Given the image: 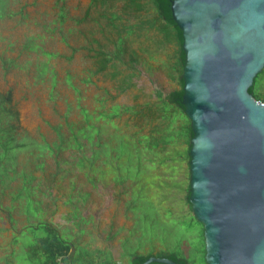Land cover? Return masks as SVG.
I'll use <instances>...</instances> for the list:
<instances>
[{
    "label": "rangeland",
    "instance_id": "374dc122",
    "mask_svg": "<svg viewBox=\"0 0 264 264\" xmlns=\"http://www.w3.org/2000/svg\"><path fill=\"white\" fill-rule=\"evenodd\" d=\"M89 1L0 0V93L11 89V104L18 112L16 137L23 134L42 144L43 138L54 140L57 132L69 138L70 128L85 126L92 141L82 139L83 150L98 155L89 181L76 166L71 170V159L56 169L42 151L44 169L31 170L34 179L14 199L11 194L23 184L20 169L24 164L28 169L27 160H40L36 145L15 153L16 165H10L9 176L0 179V264H42L45 257L34 250L35 238L52 231L67 234L76 245L74 254L87 252L96 261L101 256L109 260V253L114 264H128L133 252L173 250L194 258L200 245V226L188 227L192 214L185 202L188 159L177 154L186 145H168L160 152L141 150L132 138L138 126L129 113L111 119L101 115L112 106L138 109L155 99L154 90L165 95L176 89L175 79L160 63L173 48L167 45L153 52L156 36L151 33L135 41L137 61L126 70L133 72L134 86L116 94L110 75L90 73L94 58L88 48H99L102 38L97 33L93 38L100 43H88L93 23L75 21L83 17ZM60 7L65 13L61 20ZM2 58L13 60L6 73ZM116 67L125 69L119 63ZM255 90L264 96V71ZM71 153L69 149L66 156ZM114 153L119 154L116 171L106 160Z\"/></svg>",
    "mask_w": 264,
    "mask_h": 264
},
{
    "label": "water",
    "instance_id": "95a60500",
    "mask_svg": "<svg viewBox=\"0 0 264 264\" xmlns=\"http://www.w3.org/2000/svg\"><path fill=\"white\" fill-rule=\"evenodd\" d=\"M180 41L190 120L186 202L203 226L206 264H264V0H156ZM132 264H185L173 255Z\"/></svg>",
    "mask_w": 264,
    "mask_h": 264
},
{
    "label": "trees",
    "instance_id": "16d2710c",
    "mask_svg": "<svg viewBox=\"0 0 264 264\" xmlns=\"http://www.w3.org/2000/svg\"><path fill=\"white\" fill-rule=\"evenodd\" d=\"M59 10V18L61 20L65 16V13L62 7H60ZM75 21L77 23L87 21L93 23L92 30L88 32V43L91 44V42L93 43L94 41L100 43L97 38L93 37L97 33L101 35L102 43L99 44V48H88L89 51L93 52L92 55L94 58V69L91 70L90 73L93 75L100 74L107 78L108 75H110L111 78L114 79L116 94H121L134 86L132 82L133 72L126 70L131 67L133 68L132 65L137 61V53L133 48L135 41L141 38L146 39L148 34L151 33L156 36V39H153L155 50L153 52H157V50L167 45L172 46L173 53L168 54L167 58L160 61V63L165 67L169 78L175 79L177 83L176 89L165 95L160 90H154L155 99L143 103L138 109H135V105H126L122 108L119 106H112L109 112L101 113V115L111 119L112 117H120L123 113H129L130 118L133 119V125L138 126V129L133 132L132 138L141 150L160 152L168 145L184 143L186 147L177 152V154H179V157L188 159L187 151L190 141V120L175 103L169 104L167 102L172 101V92L179 93L182 90L180 82L182 63L179 59V53L181 51L180 41L178 40L177 31L173 27V24L162 19L158 2L156 0H90L83 17L75 19ZM45 53L51 56H57L55 53ZM12 62V59H1L4 73L8 71ZM117 63L125 66L123 72L117 70ZM109 68L114 69V71L108 72ZM263 71L264 68L260 73L256 74L250 90V94L256 100L262 102H264V96L257 93L255 89L256 80ZM53 78L54 76H52V79ZM11 95V89L7 90L4 94L0 93V179L9 176L7 170L10 169L8 168L10 165L12 167L16 165L14 155L17 151L36 145L35 147L39 151L37 159H40L37 162L26 161L28 169H25L24 164L19 171V175L23 182L22 188L18 190L15 195L11 194V197L17 199L21 196L22 191L28 189L29 183L34 179L31 170L44 169L45 163L41 157L43 154L42 151H45L46 155L53 159L56 169H60L61 162H67L68 159H71L69 163L71 170L73 166H76L79 170L83 171L87 180L92 181L90 177L92 167L98 155L95 152L86 154V151L83 150L84 144L82 139L92 141L91 136L86 132V127L79 126L70 128L71 137L69 138L57 132L54 140L49 142L43 138L42 144H36L31 140H27L23 134L21 138L18 139L16 137L18 134L17 129L19 128L18 112L14 105L11 104ZM88 125L89 124L86 123V126ZM80 136H82V138H79ZM94 137L98 139L99 132ZM96 144H98V142H96ZM69 149L72 150V153L66 156ZM105 154L106 157L109 156L107 152ZM113 155V157L106 160L109 167H112V169L116 171L119 169L115 163L116 159L119 158V154L114 153ZM53 176H55V174H53ZM39 183H42L41 179H39ZM187 188L189 190V186H187ZM68 199L71 200V196H69ZM187 204L190 205V203ZM189 217V228L196 224L200 226L198 233V243L200 245L198 249H196L194 258L192 255L188 257L180 256L177 251L173 250L155 254L133 252L128 255V264H132V259L134 257H165L169 255H173L176 259L179 258L184 260L185 264H206L204 259L205 244L203 226L195 219L193 214ZM30 228L32 230L35 229L33 226ZM48 231H50V229ZM16 237L17 236L14 237V240H16ZM35 239L36 243L34 250L37 253H42L45 257L42 264H114L110 262L112 256L108 252L109 260L106 258L102 259L103 256H101L96 261L92 260V256L87 252L85 255L80 253L77 255L74 254L72 250L76 248V245L68 238L67 234L62 235L52 231L45 237ZM98 252H101V250H98Z\"/></svg>",
    "mask_w": 264,
    "mask_h": 264
},
{
    "label": "built area",
    "instance_id": "2783aa9c",
    "mask_svg": "<svg viewBox=\"0 0 264 264\" xmlns=\"http://www.w3.org/2000/svg\"><path fill=\"white\" fill-rule=\"evenodd\" d=\"M259 102H261V101H259ZM261 104H264V102H261Z\"/></svg>",
    "mask_w": 264,
    "mask_h": 264
},
{
    "label": "clouds",
    "instance_id": "9594fccd",
    "mask_svg": "<svg viewBox=\"0 0 264 264\" xmlns=\"http://www.w3.org/2000/svg\"><path fill=\"white\" fill-rule=\"evenodd\" d=\"M262 102V101H261Z\"/></svg>",
    "mask_w": 264,
    "mask_h": 264
}]
</instances>
